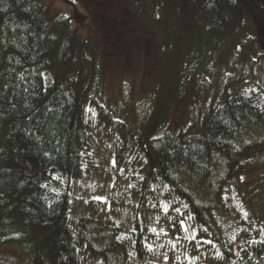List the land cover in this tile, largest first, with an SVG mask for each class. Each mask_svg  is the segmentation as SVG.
I'll use <instances>...</instances> for the list:
<instances>
[{
  "label": "trees",
  "instance_id": "16d2710c",
  "mask_svg": "<svg viewBox=\"0 0 264 264\" xmlns=\"http://www.w3.org/2000/svg\"><path fill=\"white\" fill-rule=\"evenodd\" d=\"M96 1L100 9L123 14L122 34H132L128 53L141 40L130 17L135 11L156 33H165L173 19L184 38L210 41L219 53L238 39L230 61L245 47L264 60V0ZM64 22L58 32L67 36ZM51 28L43 0H0V241L26 247L29 264H146L148 232L142 221L156 214L175 224L189 216L199 228L191 247L200 245L206 264H264V227L255 214L235 211L233 243L214 220L226 212L223 200L231 198L251 158L264 157V90L240 82L231 98L210 108L197 135L182 128L157 135L151 128L137 137L80 93L75 82L54 78L46 84L54 57L67 66L80 55L72 42L54 43ZM100 137L114 146L116 164L142 171L128 196L131 237L117 224L121 199L89 202L86 215L74 224L69 215L73 186L89 173V148ZM155 184L169 189L167 210L153 205Z\"/></svg>",
  "mask_w": 264,
  "mask_h": 264
},
{
  "label": "rangeland",
  "instance_id": "374dc122",
  "mask_svg": "<svg viewBox=\"0 0 264 264\" xmlns=\"http://www.w3.org/2000/svg\"><path fill=\"white\" fill-rule=\"evenodd\" d=\"M43 12L45 23L52 27V41L65 39V44L72 42L80 53L67 66L54 57V68L45 75L46 84L54 78L75 82L80 93L108 109L137 137L151 128L157 135L179 128L197 135L206 125L210 108L222 105L225 97L231 98L240 82H250L248 89L264 90V60L251 56L255 49L240 48V57L229 60L231 53L237 52L238 39L219 53L210 41L202 42L194 35L184 38L176 20L171 19L163 28L165 33H156L145 15L131 11L132 24L137 26L134 36L141 40L133 42L128 53L125 45L131 42V33L122 34L125 29L119 24L123 14L117 9H100L96 0H43ZM61 20L67 26V36L58 32ZM88 157L93 163L90 171L74 184L71 193L69 215L73 224L86 215L89 202L98 205L121 199L124 208L117 224L124 236L131 237L133 215L128 196L139 184L141 169L116 164L115 148L104 137L93 140ZM240 177L231 198L223 200L226 212L214 218L230 243L238 232L235 211L239 216L252 212L264 227V157L251 158L248 170ZM151 190L153 205L167 210L168 187L155 184ZM142 224L148 232L146 264H206L200 257V245L191 247L199 228L189 216L172 224L151 214ZM0 264H29L26 247L0 241Z\"/></svg>",
  "mask_w": 264,
  "mask_h": 264
}]
</instances>
